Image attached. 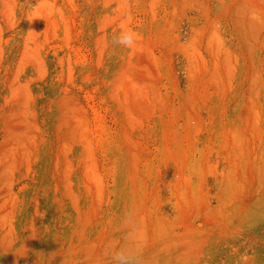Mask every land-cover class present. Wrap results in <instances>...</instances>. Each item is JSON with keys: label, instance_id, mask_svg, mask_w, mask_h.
Segmentation results:
<instances>
[{"label": "rangeland", "instance_id": "374dc122", "mask_svg": "<svg viewBox=\"0 0 264 264\" xmlns=\"http://www.w3.org/2000/svg\"><path fill=\"white\" fill-rule=\"evenodd\" d=\"M121 248L264 264V0H0V264Z\"/></svg>", "mask_w": 264, "mask_h": 264}, {"label": "clouds", "instance_id": "9594fccd", "mask_svg": "<svg viewBox=\"0 0 264 264\" xmlns=\"http://www.w3.org/2000/svg\"><path fill=\"white\" fill-rule=\"evenodd\" d=\"M124 46H129L132 43L131 33H122L121 37L116 41ZM113 264H134L133 256L126 249H118L113 253L112 256Z\"/></svg>", "mask_w": 264, "mask_h": 264}]
</instances>
